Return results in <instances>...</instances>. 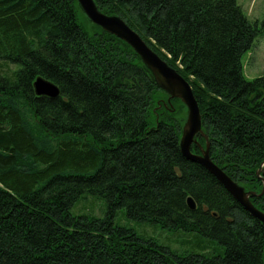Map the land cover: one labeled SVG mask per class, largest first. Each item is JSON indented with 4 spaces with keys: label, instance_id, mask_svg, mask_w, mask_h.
I'll return each instance as SVG.
<instances>
[{
    "label": "trees",
    "instance_id": "1",
    "mask_svg": "<svg viewBox=\"0 0 264 264\" xmlns=\"http://www.w3.org/2000/svg\"><path fill=\"white\" fill-rule=\"evenodd\" d=\"M95 1L190 82L212 160L260 193L264 75L246 79L243 64L259 22L239 0ZM0 59L21 65L0 73V264H264V222L181 151L185 104L77 0H0ZM39 75L60 95L37 96ZM84 195L105 200L103 217L71 212ZM251 201L264 211V194ZM119 210L218 251L179 253L116 223Z\"/></svg>",
    "mask_w": 264,
    "mask_h": 264
},
{
    "label": "water",
    "instance_id": "2",
    "mask_svg": "<svg viewBox=\"0 0 264 264\" xmlns=\"http://www.w3.org/2000/svg\"><path fill=\"white\" fill-rule=\"evenodd\" d=\"M77 1L91 22L100 26L103 30L122 38L134 48L143 63L149 68L154 81L169 94L168 102L171 105L172 99L175 98L182 100L185 104L187 111L182 117L183 127L180 138L182 153L186 157L199 161L207 167L251 215L264 222V211L251 201L252 196H261L264 194V176L262 175L264 173V162L257 170L258 176L263 180V188L260 193L254 190H247L244 184L230 177L211 158L209 137L203 129L201 109L190 82L153 50L142 36L122 17L117 14L103 12L95 0ZM33 87L37 96L44 95L54 98L60 95V88L51 80L41 75L36 77L33 82ZM198 134H202L205 137L206 146L200 145L201 152L195 153L192 151V144L198 143ZM187 203L191 209H196L197 203L192 196L187 197Z\"/></svg>",
    "mask_w": 264,
    "mask_h": 264
},
{
    "label": "rangeland",
    "instance_id": "3",
    "mask_svg": "<svg viewBox=\"0 0 264 264\" xmlns=\"http://www.w3.org/2000/svg\"><path fill=\"white\" fill-rule=\"evenodd\" d=\"M246 15L251 20H257L264 30V0H239L238 2ZM244 76L246 79H254L264 75V32L259 35L253 47L244 55ZM20 64L0 59V73L15 77V72ZM169 103L167 102V105ZM73 214H88L103 217L106 212V202L103 198L94 195H84L71 209ZM115 222L133 226L138 233L154 237L160 244L170 247L182 253L186 250H203L201 245L207 247L210 253L218 251L217 245L208 238L201 237L197 233L186 232L181 229L167 230L148 221L136 222L129 220L124 210H119L115 216Z\"/></svg>",
    "mask_w": 264,
    "mask_h": 264
},
{
    "label": "flooded vegetation",
    "instance_id": "4",
    "mask_svg": "<svg viewBox=\"0 0 264 264\" xmlns=\"http://www.w3.org/2000/svg\"><path fill=\"white\" fill-rule=\"evenodd\" d=\"M201 152V151H200Z\"/></svg>",
    "mask_w": 264,
    "mask_h": 264
}]
</instances>
